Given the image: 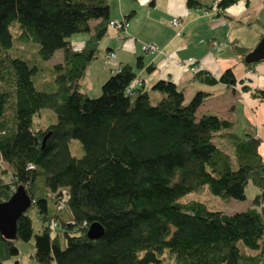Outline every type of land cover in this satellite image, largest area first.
I'll list each match as a JSON object with an SVG mask.
<instances>
[{"label": "trees", "instance_id": "1", "mask_svg": "<svg viewBox=\"0 0 264 264\" xmlns=\"http://www.w3.org/2000/svg\"><path fill=\"white\" fill-rule=\"evenodd\" d=\"M186 1L190 8L205 5ZM237 1L218 0L216 7L223 11ZM110 12V0H0V201L24 185L44 224L35 233L26 211L15 238L0 232V264L18 255L17 240L32 239L39 264H264L261 139L238 134L234 122L218 114L200 113L205 91L187 100L176 83L161 79L152 86L161 94L155 103L142 80L129 92L138 77L130 64L109 76L99 96L81 89ZM91 32L75 48L72 35ZM31 44L43 62L64 53L53 66L52 90L35 84L39 65L26 56ZM234 47L244 63H256L246 61L252 49ZM220 81L235 85L234 69ZM253 95L264 97V91ZM44 108L56 121L38 127L35 117ZM73 138L84 147L82 157L71 152ZM204 184L226 199L246 200L249 184L258 192L234 213L211 210L201 200L179 201ZM95 221L104 233L90 239Z\"/></svg>", "mask_w": 264, "mask_h": 264}, {"label": "crops", "instance_id": "2", "mask_svg": "<svg viewBox=\"0 0 264 264\" xmlns=\"http://www.w3.org/2000/svg\"><path fill=\"white\" fill-rule=\"evenodd\" d=\"M202 1L203 7L190 8L186 0H110V21L125 20L126 25L121 32L108 25L99 42V55L88 69L100 73L104 82L112 74V67L130 64L156 99L161 94L152 86L161 79L176 83L187 100L205 91L209 96L199 112L225 117L234 122L238 134L261 139L260 152L264 156V97L253 95L254 90L264 91V60L249 66L234 47L237 43L253 49L260 41L264 34V0H239L223 11L216 7L218 0ZM176 17L181 25L174 27L170 21ZM100 21L94 20L92 25ZM91 34L72 35L75 48H82ZM215 40L221 44L214 46ZM149 44L157 49L146 50L144 46ZM111 51L116 57L109 63L105 55ZM56 53L61 54L58 63L63 62V51ZM140 58L142 67L137 66ZM191 59H204L205 67L192 71L188 65ZM185 61L187 64H183ZM149 66L152 70L147 69ZM228 68L234 69L235 85L220 81ZM246 85L251 90H244Z\"/></svg>", "mask_w": 264, "mask_h": 264}, {"label": "rangeland", "instance_id": "3", "mask_svg": "<svg viewBox=\"0 0 264 264\" xmlns=\"http://www.w3.org/2000/svg\"><path fill=\"white\" fill-rule=\"evenodd\" d=\"M216 3V2H215ZM10 29L14 36L15 46H19L21 43L17 38V30H19V23L13 22L10 26ZM29 44V43H27ZM26 44V46H27ZM37 45V44H36ZM31 44L30 48L26 52V56L32 60L34 63H38L39 71L34 76V81L38 89L40 90H52L54 88V76L55 70L53 66L58 63L61 54L56 53L53 58L43 62L40 59L38 54V45ZM29 46V45H28ZM116 54V53H115ZM107 55V54H106ZM105 55V56H106ZM113 62V59H111ZM109 62V63H111ZM102 66L104 64H101ZM116 67V66H115ZM119 67V65L117 66ZM102 75L98 72H93L92 68H89L81 80V89L87 91L90 96L97 97L101 93L102 84L105 82L102 81ZM103 82V83H102ZM151 99L155 103L158 101L155 94H151ZM56 121V114L50 108L42 109L39 114L35 117V123L38 127H46L50 123ZM264 125V124H263ZM264 127V126H263ZM219 142V140H217ZM220 143V142H219ZM70 149L73 155L76 157H82L84 155V147L79 139H71ZM229 149V148H228ZM1 166V165H0ZM8 165L4 164L3 167ZM258 188L253 184H249L247 187V199L239 200L235 198H222L218 195H215L210 192L207 184L201 185L199 188L192 190L179 198L181 202H188L190 200H201L205 202L211 210H218L224 213H234L236 211L245 210L248 206L249 201H251ZM52 205V204H51ZM27 214L31 217L32 227L35 233H39L43 229V222L36 210L35 207H30L27 210ZM34 239L31 242L27 243L22 240H17L16 244L19 248V253L16 256L6 260L4 264H39L34 258Z\"/></svg>", "mask_w": 264, "mask_h": 264}, {"label": "water", "instance_id": "4", "mask_svg": "<svg viewBox=\"0 0 264 264\" xmlns=\"http://www.w3.org/2000/svg\"><path fill=\"white\" fill-rule=\"evenodd\" d=\"M261 60H264V35L246 56L248 62ZM32 202L24 185H19L7 200L0 201V232L4 236L16 237L18 219L31 207ZM103 233L104 227L98 221L91 223L87 230V236L90 239L99 238Z\"/></svg>", "mask_w": 264, "mask_h": 264}, {"label": "built area", "instance_id": "5", "mask_svg": "<svg viewBox=\"0 0 264 264\" xmlns=\"http://www.w3.org/2000/svg\"><path fill=\"white\" fill-rule=\"evenodd\" d=\"M170 24L174 27H177V26L181 25V19L179 17L173 18V19H171ZM110 25L115 27L118 31L121 32L125 28L126 22H125V20H123V21L112 20L110 22ZM178 34H180V31H178ZM220 44L221 43L217 40L213 41L214 46H219ZM144 48L146 50H155V49H157V46L155 44H149V45H145ZM115 57H116L115 52L111 51V52L107 53L106 60H107V62H111V59H113ZM183 64H187L186 61L183 62ZM188 65L190 66V69L192 71H197L198 69L205 67V61H204V59H200V60L191 59V60H189ZM120 69H121L120 66L119 67H112L111 72L113 73V72H116ZM141 84H142L141 79H139L137 77L134 80V82L128 87V91L131 92L133 90V87H137ZM53 225H54V227L57 226V222L53 221Z\"/></svg>", "mask_w": 264, "mask_h": 264}]
</instances>
